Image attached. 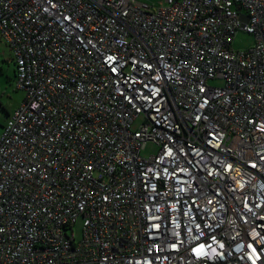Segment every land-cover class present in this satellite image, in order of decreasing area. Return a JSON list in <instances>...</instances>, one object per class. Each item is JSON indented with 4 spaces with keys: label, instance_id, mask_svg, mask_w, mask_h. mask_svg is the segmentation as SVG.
Wrapping results in <instances>:
<instances>
[{
    "label": "built area",
    "instance_id": "1",
    "mask_svg": "<svg viewBox=\"0 0 264 264\" xmlns=\"http://www.w3.org/2000/svg\"><path fill=\"white\" fill-rule=\"evenodd\" d=\"M0 38V264H264V0H0Z\"/></svg>",
    "mask_w": 264,
    "mask_h": 264
},
{
    "label": "rangeland",
    "instance_id": "2",
    "mask_svg": "<svg viewBox=\"0 0 264 264\" xmlns=\"http://www.w3.org/2000/svg\"><path fill=\"white\" fill-rule=\"evenodd\" d=\"M141 3H147L150 6L158 7L165 0H134ZM255 43L253 35L244 31H239L232 42L233 50H247ZM16 66L13 59V53L6 43L0 38V138L4 131V126L13 112L23 102L25 93L18 90L15 84ZM9 75V76H7ZM209 85L222 86L221 80L210 81ZM140 121H137L134 127H138ZM158 152V147L149 143L143 150L145 157L154 155ZM74 233L77 241L82 239L83 220L79 219L74 225Z\"/></svg>",
    "mask_w": 264,
    "mask_h": 264
},
{
    "label": "crops",
    "instance_id": "3",
    "mask_svg": "<svg viewBox=\"0 0 264 264\" xmlns=\"http://www.w3.org/2000/svg\"><path fill=\"white\" fill-rule=\"evenodd\" d=\"M7 76H9V75H7ZM15 79H16V74H15Z\"/></svg>",
    "mask_w": 264,
    "mask_h": 264
}]
</instances>
